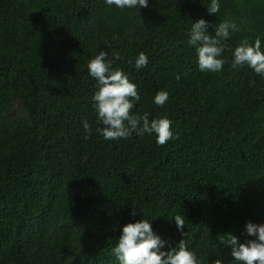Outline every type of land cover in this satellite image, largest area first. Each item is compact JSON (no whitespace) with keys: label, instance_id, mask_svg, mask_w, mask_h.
Returning <instances> with one entry per match:
<instances>
[{"label":"trees","instance_id":"obj_1","mask_svg":"<svg viewBox=\"0 0 264 264\" xmlns=\"http://www.w3.org/2000/svg\"><path fill=\"white\" fill-rule=\"evenodd\" d=\"M209 2L0 0V264H119L121 225L143 217L171 245L176 215L199 264H227L223 238L243 241L246 221L264 223V76L231 66L241 40L264 48V0H219L211 16ZM200 17L212 35L237 25L219 72L199 70L188 44ZM99 49L136 85L130 112L167 117L174 138L96 131L87 62ZM140 52L148 64L136 70Z\"/></svg>","mask_w":264,"mask_h":264},{"label":"clouds","instance_id":"obj_2","mask_svg":"<svg viewBox=\"0 0 264 264\" xmlns=\"http://www.w3.org/2000/svg\"><path fill=\"white\" fill-rule=\"evenodd\" d=\"M104 3L119 9L149 6V0H104ZM219 10V0H210L206 7L207 14L211 16ZM209 28L210 21L203 17L193 20L187 34L188 44L195 49L196 66L199 70L219 72L225 63L222 57L225 45L222 41L237 30V25L228 20L222 21L216 25L214 35L210 34ZM232 57L233 68L247 65L256 74L264 76V48L261 47L260 37L252 43L247 39L241 40L233 49ZM112 64L113 60L108 58V52L104 49H99L87 62V72L95 79L93 107L97 113V122L103 125L96 131L105 140L127 139L133 132L155 134L158 145L174 138L170 130L171 121L167 117L150 120L148 113L130 112L135 102L141 99L140 94L128 75ZM147 64V55L144 52L138 53L134 61L135 69L139 70ZM167 99L168 92L158 90L152 102L163 106ZM81 123L84 131L88 132V122L82 120ZM131 214H136L134 208ZM172 221L181 235L178 242L169 245L153 229L152 221L142 217L120 226L118 242L112 247V254L119 264H199L196 254L188 249L184 239V218L176 215ZM244 232L249 238L243 241L232 233L223 238L229 249L230 259L227 264H264V223L248 220L244 224ZM212 264H224V261L214 260Z\"/></svg>","mask_w":264,"mask_h":264}]
</instances>
